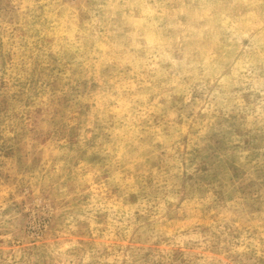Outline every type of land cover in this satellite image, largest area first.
<instances>
[{
    "label": "rangeland",
    "instance_id": "1",
    "mask_svg": "<svg viewBox=\"0 0 264 264\" xmlns=\"http://www.w3.org/2000/svg\"><path fill=\"white\" fill-rule=\"evenodd\" d=\"M0 264H264V0H0Z\"/></svg>",
    "mask_w": 264,
    "mask_h": 264
}]
</instances>
